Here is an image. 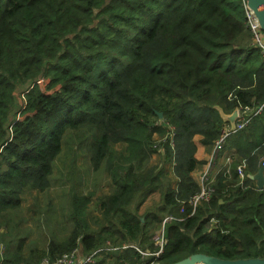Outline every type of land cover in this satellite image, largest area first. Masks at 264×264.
<instances>
[{"label":"trees","instance_id":"16d2710c","mask_svg":"<svg viewBox=\"0 0 264 264\" xmlns=\"http://www.w3.org/2000/svg\"><path fill=\"white\" fill-rule=\"evenodd\" d=\"M261 104L264 54L243 0H0V218L26 191L50 187L66 130L93 136L92 170L113 186L98 199L95 227L87 214L94 193L72 194L64 239L28 252L6 245L0 264H38L77 247L96 252L91 264L264 259V189L248 177L264 159V112L226 138L228 174L217 175L208 202L193 213L186 204L199 191L194 137L208 146L221 135L217 107ZM153 193L159 204L139 214ZM166 215L181 220L165 226L159 257L124 247L153 253L150 237Z\"/></svg>","mask_w":264,"mask_h":264},{"label":"rangeland","instance_id":"374dc122","mask_svg":"<svg viewBox=\"0 0 264 264\" xmlns=\"http://www.w3.org/2000/svg\"><path fill=\"white\" fill-rule=\"evenodd\" d=\"M43 92L50 93L42 80ZM16 119L14 114L11 119ZM162 117H158L161 122ZM229 125L226 123L225 127ZM93 136L86 130H66L61 151L53 164L50 187L43 192L26 191L24 207L7 211L0 218V253L4 246L11 249L22 240L24 252L29 249H43L50 240H62L72 229V222L67 217L72 206V194L86 195L94 193L88 206V221L95 227L98 219V199L113 190L109 178L101 171L94 172L90 163V149ZM121 145L112 146L116 149ZM154 155L152 162H159ZM159 194L146 199L139 209L143 214L148 209H155L159 204ZM35 199V200H34ZM28 208V209H26ZM97 217V218H96ZM158 228H156L155 232Z\"/></svg>","mask_w":264,"mask_h":264},{"label":"built area","instance_id":"2783aa9c","mask_svg":"<svg viewBox=\"0 0 264 264\" xmlns=\"http://www.w3.org/2000/svg\"><path fill=\"white\" fill-rule=\"evenodd\" d=\"M243 6L245 13V21L251 34L252 44L257 46L261 54H264V31L260 28L255 15L248 8L244 0ZM35 84L39 85L42 89L43 81H40V79H38ZM262 112H264V104L257 105L254 107H242L238 109V117L235 121L234 132L240 131L245 128L254 116ZM230 134L231 132L229 131V127L224 126L221 131V135L213 143L212 151L205 163L204 169L198 176L197 184L199 186V191L186 203L188 206L191 207L192 213L200 202H208V200L210 199L214 189L213 186L217 175L220 172L228 174L231 158L229 156L223 157L220 154L224 147L225 140ZM171 135H173V127L170 126L168 136L171 137ZM170 144L172 145L171 139ZM244 166V162H241L236 167L237 175L240 180H242L244 177ZM260 166L264 167V159L260 163ZM182 212H184L183 207L180 209V213ZM175 220L179 221L181 219L175 218L172 215H166L162 218L157 231H154L150 237L155 248V251L153 253H144L134 246L124 245V247H132L136 249L142 257L147 255L153 256L155 258L159 257L164 250V246L166 245V240L164 236L165 226ZM211 222L212 225L215 227L217 222L213 219L211 220ZM95 253L83 256L81 255L80 250L77 247L68 253H64L54 258L44 257L40 260L38 264H91L93 262V256L95 255ZM140 264L158 263L151 261L148 263L143 262Z\"/></svg>","mask_w":264,"mask_h":264},{"label":"water","instance_id":"95a60500","mask_svg":"<svg viewBox=\"0 0 264 264\" xmlns=\"http://www.w3.org/2000/svg\"><path fill=\"white\" fill-rule=\"evenodd\" d=\"M248 8L255 15L260 28L264 31V0H244ZM216 110L219 113L222 122L229 125V131L231 133L235 130V121L238 117V108H234L230 113H224V111L217 107ZM157 116L161 118V114ZM264 167L260 166L258 172L255 175H249L248 177L255 182L257 190L264 189ZM174 264H264V259H239V260H223L208 256L205 254H193L184 258Z\"/></svg>","mask_w":264,"mask_h":264},{"label":"crops","instance_id":"0c3cea01","mask_svg":"<svg viewBox=\"0 0 264 264\" xmlns=\"http://www.w3.org/2000/svg\"><path fill=\"white\" fill-rule=\"evenodd\" d=\"M155 139H157V141H159V138L158 137H154ZM200 140H201V137L200 136H195L194 137V143H195V147H196V151H195V159L198 161V164H197V166H196V168H195V170L192 172V178L194 179V181L195 182H197V180H198V176L200 175V173L203 171V169H204V166H205V163H206V161H207V159H208V157H209V155H210V153H211V151H212V146H213V144L212 145H208V146H206V145H203V144H201L200 143ZM123 149V145H121V146H119V147H117L115 150L117 151V152H119V151H121ZM152 159V158H151ZM221 162H222V160H221ZM151 163L153 164V163H155V162H152L151 161ZM169 178H170V180H171V182H172V186L175 188V186H176V184H177V180H176V178L171 174V168H170V174H169ZM109 193H111V192H109ZM109 193H107V194H105V195H108ZM157 194H159V193H153V194H151V195H149L148 196V198L147 199H149V198H153V196L154 195H157ZM24 196H25V194L22 196V203H21V206L20 207H24V205H23V198H24ZM95 197V194H94V196H93V198ZM158 197H159V202H160V195H158ZM35 200V199H34ZM143 205H144V203H143ZM142 205V206H143ZM141 206V207H142ZM19 207V208H20ZM26 209H28V208H26ZM97 215H98V217H99V213H97ZM97 218V217H96ZM22 243V242H21ZM20 243V244H21ZM20 244H18V245H20ZM17 245V246H18ZM16 246V247H17ZM23 247V244H21V248ZM4 249H5V246L3 247ZM46 248V246L43 248V249H45ZM4 249H3V251H4ZM34 249H38V248H34ZM38 250H40V249H38ZM42 250V249H41ZM2 251V252H3ZM2 252L0 253V257H1V254H2ZM0 262H1V260H0Z\"/></svg>","mask_w":264,"mask_h":264}]
</instances>
